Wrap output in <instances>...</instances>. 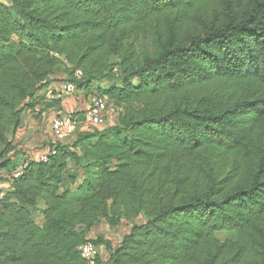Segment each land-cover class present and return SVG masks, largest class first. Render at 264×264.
I'll return each instance as SVG.
<instances>
[{
	"label": "trees",
	"instance_id": "trees-1",
	"mask_svg": "<svg viewBox=\"0 0 264 264\" xmlns=\"http://www.w3.org/2000/svg\"><path fill=\"white\" fill-rule=\"evenodd\" d=\"M59 72L118 113L41 161L13 136ZM86 240L93 264H264V0H0V264H91Z\"/></svg>",
	"mask_w": 264,
	"mask_h": 264
},
{
	"label": "crops",
	"instance_id": "crops-1",
	"mask_svg": "<svg viewBox=\"0 0 264 264\" xmlns=\"http://www.w3.org/2000/svg\"><path fill=\"white\" fill-rule=\"evenodd\" d=\"M56 77V76H55ZM65 83V82H64ZM64 83L52 81L48 87L42 89L38 93L39 100H41L40 105H37L35 109H27L22 114L21 125L16 130L13 136V142L18 147L19 153H25L30 158H36L41 152L53 143V137L51 134V121L55 114L61 113H76L77 118L80 119L79 126L77 127V132L82 133L86 131H93L95 129H103L95 127L90 123V121L84 115V109L87 105V92L83 89H77L74 93L66 95L62 98L60 102V109L56 107L45 108V104L52 100L51 96L54 91H58ZM109 84V81L103 80L94 83L93 89L98 87L105 88ZM116 116L118 110H116ZM115 117V119H116ZM115 119L110 117L108 122V127L115 124ZM70 142V141H67ZM41 207L44 205L41 203ZM123 229V234L120 236L119 241L128 232L129 225L123 226L118 225L116 227H111L107 220H102L101 223L95 227L89 236L103 235L106 239L111 238L110 234L117 231V228ZM99 228H102L101 233ZM115 245L114 243H112ZM118 244V243H117Z\"/></svg>",
	"mask_w": 264,
	"mask_h": 264
},
{
	"label": "built area",
	"instance_id": "built-area-1",
	"mask_svg": "<svg viewBox=\"0 0 264 264\" xmlns=\"http://www.w3.org/2000/svg\"><path fill=\"white\" fill-rule=\"evenodd\" d=\"M74 76L76 79H81V71H76ZM77 90L76 84L73 82H65L55 94L51 96L52 99H61L66 95L74 93ZM116 108L110 105L109 99L106 95L93 92L87 98V105L84 109L85 117L90 121L92 125L99 128L108 127L110 117L115 119ZM80 120L71 114L57 113L54 115L51 121V134L54 142H67L75 134ZM55 153V148L49 145L45 151L41 152L39 159L41 161H47L49 156ZM23 167H19L14 176L19 177L22 174ZM82 257L87 259L91 264L94 263L96 258L103 255L102 247L95 244L90 240L84 241L79 246Z\"/></svg>",
	"mask_w": 264,
	"mask_h": 264
},
{
	"label": "rangeland",
	"instance_id": "rangeland-1",
	"mask_svg": "<svg viewBox=\"0 0 264 264\" xmlns=\"http://www.w3.org/2000/svg\"><path fill=\"white\" fill-rule=\"evenodd\" d=\"M62 69H64V67L62 66L61 67ZM58 71H61V69L60 70H58ZM55 81L56 82H60L61 84L62 83H64V82H66L65 80L67 79V76L65 75V74H63V73H61V72H59V74H57L56 75V77H55ZM106 81H108L109 79H105ZM101 81V80H100ZM99 81V82H100ZM110 81H113V82H115L116 80L114 79V80H110ZM145 220V218L144 217H140L138 220H137V222H142V221H144ZM37 221L38 222H41V218H37ZM121 225H125V226H128L129 224H126V222H123V223H121ZM129 228H130V226H129ZM101 230H102V228H99V231L100 232H98V233H101ZM123 229H121L120 227L119 228H117V231H114L112 234H110V236H111V238H110V241L112 242V243H114L115 245L117 244V243H119L120 241H119V239H120V236H122V234H123ZM95 236H97V235H95ZM102 247V254L103 255H106V250H105V248H104V246H101Z\"/></svg>",
	"mask_w": 264,
	"mask_h": 264
}]
</instances>
